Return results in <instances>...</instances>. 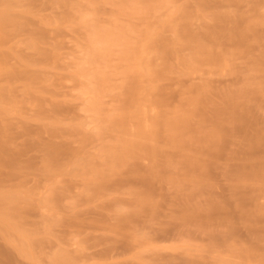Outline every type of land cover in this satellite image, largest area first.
Instances as JSON below:
<instances>
[{"label": "rangeland", "instance_id": "1", "mask_svg": "<svg viewBox=\"0 0 264 264\" xmlns=\"http://www.w3.org/2000/svg\"><path fill=\"white\" fill-rule=\"evenodd\" d=\"M0 264H264V0H0Z\"/></svg>", "mask_w": 264, "mask_h": 264}, {"label": "bare ground", "instance_id": "2", "mask_svg": "<svg viewBox=\"0 0 264 264\" xmlns=\"http://www.w3.org/2000/svg\"><path fill=\"white\" fill-rule=\"evenodd\" d=\"M5 23V22H4ZM2 24H3V22H2Z\"/></svg>", "mask_w": 264, "mask_h": 264}]
</instances>
